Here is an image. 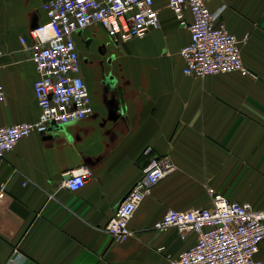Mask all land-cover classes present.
I'll return each instance as SVG.
<instances>
[{
	"label": "crops",
	"instance_id": "obj_1",
	"mask_svg": "<svg viewBox=\"0 0 264 264\" xmlns=\"http://www.w3.org/2000/svg\"><path fill=\"white\" fill-rule=\"evenodd\" d=\"M46 1L0 0V126L38 118L29 43L48 21ZM208 6L224 7L228 29L249 35L242 57L255 76L186 75L180 51L190 31L168 0H155L160 24L142 38L116 45L98 22L75 32L93 113L34 132L0 157V264H169L197 240L155 228L169 209L208 207L213 193L264 209V0ZM162 155L176 169L139 205L131 234L115 239L107 221L151 157ZM83 166L93 176L70 190L64 174Z\"/></svg>",
	"mask_w": 264,
	"mask_h": 264
},
{
	"label": "built area",
	"instance_id": "obj_2",
	"mask_svg": "<svg viewBox=\"0 0 264 264\" xmlns=\"http://www.w3.org/2000/svg\"><path fill=\"white\" fill-rule=\"evenodd\" d=\"M209 0H168L181 25L190 31L189 42L180 54L183 71L192 77H206L238 72L255 74L245 65L242 46L249 35L239 37L221 18L222 7L211 11ZM48 21L31 30L29 48L38 78L34 84L39 107L34 121L0 126V157H4L24 137L44 133L50 125L89 117L93 113L90 90L83 75L74 34L98 22L114 44L144 37L160 24L155 0H47L43 4ZM190 11L192 20L185 13ZM27 43L25 37L20 38ZM6 99L0 82V101ZM147 147L146 154H150ZM176 169L168 155L151 157L142 177L118 203L105 230L115 239L131 234L130 220L144 198L168 174ZM89 166L64 174L63 184L70 190L82 188L93 176ZM6 195L0 185V200ZM156 229L176 227L182 236L197 234L196 243L170 258L169 264H264L261 244L264 241V209L249 202L230 200L222 194L212 195L208 207L186 210L169 209L155 222Z\"/></svg>",
	"mask_w": 264,
	"mask_h": 264
}]
</instances>
